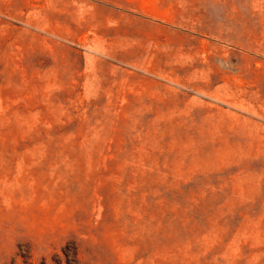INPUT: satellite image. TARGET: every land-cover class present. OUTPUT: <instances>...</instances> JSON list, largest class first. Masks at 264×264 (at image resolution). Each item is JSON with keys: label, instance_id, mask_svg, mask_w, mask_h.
<instances>
[{"label": "rangeland", "instance_id": "rangeland-1", "mask_svg": "<svg viewBox=\"0 0 264 264\" xmlns=\"http://www.w3.org/2000/svg\"><path fill=\"white\" fill-rule=\"evenodd\" d=\"M0 264H264V0H0Z\"/></svg>", "mask_w": 264, "mask_h": 264}]
</instances>
